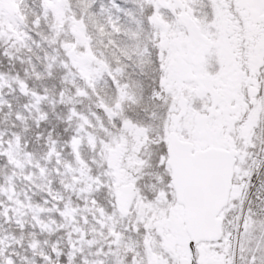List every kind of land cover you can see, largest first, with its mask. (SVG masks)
<instances>
[{
  "label": "snow or ice",
  "instance_id": "6c2138e0",
  "mask_svg": "<svg viewBox=\"0 0 264 264\" xmlns=\"http://www.w3.org/2000/svg\"><path fill=\"white\" fill-rule=\"evenodd\" d=\"M0 264H264V0H0Z\"/></svg>",
  "mask_w": 264,
  "mask_h": 264
}]
</instances>
